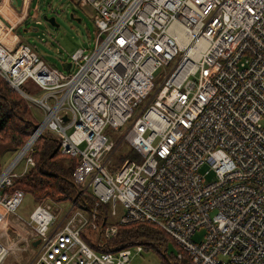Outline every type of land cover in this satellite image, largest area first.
Returning <instances> with one entry per match:
<instances>
[{"label": "built area", "instance_id": "1", "mask_svg": "<svg viewBox=\"0 0 264 264\" xmlns=\"http://www.w3.org/2000/svg\"><path fill=\"white\" fill-rule=\"evenodd\" d=\"M32 1L18 9L0 0V77L43 112L21 150L37 133L54 135L77 162L79 198L94 206L81 202L58 225L48 204L18 219L26 195L6 190L22 159V175L35 166L34 143L0 173V232L17 236L12 245L0 238V264L22 236L28 247L40 241L30 264H130L131 247L110 242L121 226L141 223L165 232L189 264H264V0H75L96 12L98 36L63 72L17 34ZM28 82L42 98L26 92ZM123 143L140 162L128 159L111 173ZM207 166L213 181H205L210 170L200 173ZM105 205L108 215L100 214ZM118 205L117 222L110 217ZM85 226L98 232L92 245Z\"/></svg>", "mask_w": 264, "mask_h": 264}, {"label": "rangeland", "instance_id": "2", "mask_svg": "<svg viewBox=\"0 0 264 264\" xmlns=\"http://www.w3.org/2000/svg\"><path fill=\"white\" fill-rule=\"evenodd\" d=\"M45 16L48 18H55L56 24L59 25V27H53L50 23L46 22L44 20ZM95 17L96 12L91 6L86 8H78L75 5V0H33L31 4L30 17L23 24V26L19 28L17 34L21 40L24 43L29 44L44 61L63 72V65L67 61H71L72 55L76 51L79 49L90 50L94 48L98 36V30L95 25ZM30 28H37L38 32L29 31L28 33H25L24 30ZM75 69L76 67L73 68L72 72H74ZM170 70V68L160 69L157 74V85L162 82L164 75L167 72H170ZM24 89L28 92V94L36 96L37 98H42L45 94L33 82H28L24 86ZM151 98H149L145 104L149 103ZM23 99L28 103L29 109L31 110L34 118L37 120V123H40L43 120V112L41 109L25 98ZM141 108H143V106ZM130 125L131 123L124 128V131H127ZM112 135L116 144L118 145L122 140V133L118 131L113 132ZM52 136L55 137L54 135ZM8 149L9 148L6 146H0V152L6 150V152L1 153L0 172L6 169L20 152L11 151ZM128 159H134L135 161L140 162L128 145L125 143L120 144L119 149H117L111 157L109 171L113 173L114 171L118 170L120 166ZM21 169L22 173L18 174ZM209 170L210 175L205 180L207 182L213 181L215 179L214 172L208 166L203 167L200 170L201 174H205ZM24 171L25 161L22 159L19 162L15 173L21 177ZM83 199L84 197H81L80 199L78 195L75 201L68 203L58 204L50 200H46L40 204H48L52 207L54 213L57 216L56 225H58L63 222L62 220L66 217V214L71 209L80 208L79 206ZM34 207L35 203L33 199L31 196L27 195L24 198L23 204L17 210L16 216L18 219L26 221L29 219ZM116 211L117 217H110V219L116 220L118 222L120 217L123 215L122 206L118 205ZM98 223L100 225L102 221L99 220ZM13 224L17 225V229L19 228V233L21 234V224L18 222H14ZM83 230L85 238L91 243V245L96 242L99 236L96 230H89L87 226H85ZM5 236V238L9 240L10 244H15V241L17 240V236L15 234L8 232V234H5ZM204 237L205 231L201 230L194 236L193 239L195 242L201 243L204 240ZM19 239L20 238L18 237V240ZM114 239L113 241H115ZM110 244L114 245L115 243L110 242ZM25 245L26 243L17 242V244L12 247L11 252L4 264H30L34 255V249ZM167 247L168 257L172 258V262H175L174 257H177L178 255V248L174 242H170ZM131 250L133 252V257L130 264H168L167 256L161 257V254L152 248L149 250H144L141 254H137L136 246H132ZM172 264L178 263L175 262Z\"/></svg>", "mask_w": 264, "mask_h": 264}, {"label": "trees", "instance_id": "3", "mask_svg": "<svg viewBox=\"0 0 264 264\" xmlns=\"http://www.w3.org/2000/svg\"><path fill=\"white\" fill-rule=\"evenodd\" d=\"M37 125L28 103L0 77V146H6L11 151H20L35 132ZM58 147L59 142L52 134L47 133L38 139L30 153L35 166L14 179L13 186L6 192L12 194L16 190L23 191L26 196H31L35 206L46 200L58 204L75 201L79 195V187L73 181L77 162L60 151L56 152ZM6 150L0 152V158L1 153ZM81 202L85 203L89 210L94 206V200L90 197H84ZM109 210V206H102L100 214L108 215ZM114 240L111 241L114 245H139L144 246L146 250L152 248L158 251L161 257L167 256L168 264H189L188 256L175 243L179 252L177 257H174L175 262H172V258L168 257L167 245L173 241L155 225L141 223L121 226ZM180 254L183 258L179 260Z\"/></svg>", "mask_w": 264, "mask_h": 264}, {"label": "water", "instance_id": "4", "mask_svg": "<svg viewBox=\"0 0 264 264\" xmlns=\"http://www.w3.org/2000/svg\"><path fill=\"white\" fill-rule=\"evenodd\" d=\"M14 5L16 8L20 9L21 6H22V0H14ZM44 20L48 23H50L53 27H59V25L56 24V19L55 18H48L47 16L44 17ZM25 33H28L29 31H32V32H38V29L37 28H30V29H25L24 30ZM71 68V63H65L63 65V70L64 71H69ZM67 120V118L65 119ZM23 150V149H22ZM22 150L20 152H22ZM60 150V148L58 147V149L56 150V152H58ZM20 154V153H19ZM19 154L17 155V157L14 159V162L17 160ZM40 243V241H37L34 243V247H37L38 244Z\"/></svg>", "mask_w": 264, "mask_h": 264}, {"label": "crops", "instance_id": "5", "mask_svg": "<svg viewBox=\"0 0 264 264\" xmlns=\"http://www.w3.org/2000/svg\"><path fill=\"white\" fill-rule=\"evenodd\" d=\"M1 172H2V171H1ZM1 172H0V173H1ZM21 173H22V169H21L20 172H18V174H21ZM12 220H13V216H12V215H9V216H8V221L12 223ZM22 237H23L22 242H24V238H25V237H24V236H22ZM0 238L2 239V241H4L5 244L12 245V244L9 243V240H7V239L5 238V236H3L2 232H0ZM32 248L34 249V253H35V248H34V246H33Z\"/></svg>", "mask_w": 264, "mask_h": 264}, {"label": "bare ground", "instance_id": "6", "mask_svg": "<svg viewBox=\"0 0 264 264\" xmlns=\"http://www.w3.org/2000/svg\"><path fill=\"white\" fill-rule=\"evenodd\" d=\"M38 136H39L38 133L35 134V136H33L32 140L30 141V143L28 144V146L26 147V149L20 154V156L17 159V161H19L23 157L25 151L36 142Z\"/></svg>", "mask_w": 264, "mask_h": 264}]
</instances>
